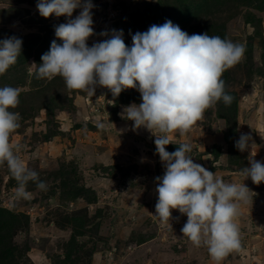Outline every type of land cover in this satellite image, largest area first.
<instances>
[{
	"label": "rangeland",
	"instance_id": "374dc122",
	"mask_svg": "<svg viewBox=\"0 0 264 264\" xmlns=\"http://www.w3.org/2000/svg\"><path fill=\"white\" fill-rule=\"evenodd\" d=\"M160 1L163 0H91L94 35L88 38V45L109 39L115 30L122 31L126 45L131 47L132 34L145 32L151 26L150 17L136 23L132 16L135 12L152 14L158 3L169 8L178 4V0ZM260 1L264 0H208L187 27L181 29L192 35L196 26L221 22L225 26V39L245 47L251 43L253 68L264 67L260 44L264 42V8L257 6ZM37 2L0 0V28L21 34L43 33L46 28L40 26V21L55 28L75 19L82 10L78 7L71 17L44 18L36 8ZM249 12L260 18L257 27L244 19ZM4 13L13 17L7 19ZM102 32L108 35L101 36ZM35 63L33 58L26 63L29 73L35 70ZM240 63L230 68L229 86L238 96L236 132L230 143L225 140V121L213 113H205L204 119L185 136L172 132L168 138L175 145L189 143L194 163L215 172L225 182H242L254 193H250L252 201L240 206L237 223L242 250L230 253L221 264H264V183L253 184L239 170L249 167L250 160L264 164V69L248 74L245 54ZM67 91V88L62 91L71 102L66 109H56L52 118L43 109H37L32 117L20 119V128L10 137L11 143L21 145L17 155L39 174L47 190L29 182L27 191L31 198L15 200L17 181H10L6 165L0 166V207L28 218L26 228L12 236V242L24 255L16 264H54L57 256L63 254L64 243L71 233L67 217L83 214L88 217V226L77 237L83 243L79 263L215 264L206 247H194L181 232L186 215L171 210V228L155 216L158 198L155 178L165 171L154 144V135L159 133L143 127L133 130V121L126 116L128 106L141 102L123 103L111 117L109 110L114 100L107 88L97 87L92 97L78 90ZM63 93L58 94L59 98ZM97 122L104 123L105 129H98ZM242 133L251 136L250 146L244 152L235 149ZM179 145L174 148L167 145L166 150L171 153ZM215 147L219 149L217 158L211 152ZM234 153L239 154L235 164L229 161ZM61 170H67L79 185L93 191L95 195L87 191L85 194L96 196L95 201L89 202L84 196L72 201L62 197L55 176Z\"/></svg>",
	"mask_w": 264,
	"mask_h": 264
},
{
	"label": "clouds",
	"instance_id": "9594fccd",
	"mask_svg": "<svg viewBox=\"0 0 264 264\" xmlns=\"http://www.w3.org/2000/svg\"><path fill=\"white\" fill-rule=\"evenodd\" d=\"M78 7L82 10L75 19L55 27L62 44L51 43L41 56L36 77L51 80L59 76L69 90L89 97L97 87L107 88L114 97L125 89L140 93L141 103L128 106L126 116L133 121V130L143 127L159 133L154 135V144L165 171L155 178V216L171 228V210L186 215L183 235L194 247H206L215 264H221L230 253L242 250L237 223L240 206L252 201L250 193H254L242 182H225L194 163L189 143L180 144L171 153L166 146L171 143L170 133L185 136L217 102L231 105L234 98L226 93L222 76L244 59L245 45L208 33L189 35L169 20L132 35L131 47L125 44L122 31L115 30L109 39L89 46L88 38L94 35L91 0H38L36 4L44 18L71 17ZM21 47L22 40L15 36L0 40V75L17 62ZM19 96L18 88H0V166L6 165L17 181L14 199L28 200L29 182L42 191L47 185L17 155L21 145L10 141L20 127L19 112L10 110L18 107ZM96 127L104 130L105 124L97 122ZM250 142L251 136L242 133L235 147L244 152ZM249 165L241 169L244 179L250 178L256 185L264 183V164L250 160Z\"/></svg>",
	"mask_w": 264,
	"mask_h": 264
},
{
	"label": "trees",
	"instance_id": "16d2710c",
	"mask_svg": "<svg viewBox=\"0 0 264 264\" xmlns=\"http://www.w3.org/2000/svg\"><path fill=\"white\" fill-rule=\"evenodd\" d=\"M164 1L165 0L160 2ZM207 2L208 0H178V4L170 8L166 7L165 5L162 6L158 3L155 6L152 14L149 12L146 13V11H144L143 13L135 12L132 16L133 18H135L136 23H143L150 17L151 26L154 24L162 25L166 21L170 20L173 24L178 25L180 28H183L185 26L187 27V24H189L194 19L196 12L201 9ZM257 6L260 9L264 8V1H260V5ZM3 16L8 19L11 18L12 15L6 16V13H4ZM244 19L254 27H257V25L260 24V18L254 17L252 13L250 14V12L244 15ZM40 22L42 23H40V26H44L46 28L45 32L43 33L21 34L10 29H2V27L0 28V40L12 36H15L22 40L21 53L17 59V62L13 66L9 67V69L4 74L0 75V88L11 86L20 90V103L16 109L10 110L19 112L20 117L23 120L32 117L33 113L40 109H43L45 111V114L48 118H52L53 113L56 109L63 110L66 109L64 108L66 105L69 106L71 104V102L67 100L66 95L62 92L63 89L66 90L67 87L61 77L57 76L51 80H48L46 78L38 79L36 77L38 66L42 63L41 56L49 51L51 43L55 40L58 45L62 44V41L55 36V28L50 27L49 25L47 26L46 22L44 21ZM194 27L195 26H192V28ZM195 28L196 31L193 34L208 33V35L210 36H220L222 39H225V26L221 22L216 21L209 24L196 26ZM124 36L123 40L125 44H127ZM262 41L260 44H262L261 49H263L262 56L264 58V42ZM245 48L246 64L244 66L248 74L252 75L254 71H257L258 73L263 72L262 70L264 69V67L257 66L256 68H253L254 65L253 63H251L253 59L252 44L248 43ZM31 58L35 60L36 68L32 73H29L26 69V63ZM222 79L225 81L226 93L231 95L234 99L230 106H225V104L221 100L217 102L214 107L206 110L205 113L207 115L213 113L225 121V140L230 143L231 135H234L236 132L238 96L237 92L232 91L229 86V82L232 80L230 69L224 72ZM58 84L60 85L57 89ZM67 90V92L76 91L69 90L68 88ZM59 93H63L64 96L62 98H59ZM110 94L114 100L113 105L109 110V114L111 117L115 116L116 112H118L117 109L119 105L127 103L129 101L141 102L140 93L135 89H125L116 97H114L111 92ZM177 145L171 142L168 146L170 148H174ZM232 151L233 150L230 149V152ZM211 152L214 153L215 158H217V156L219 155V149L216 147ZM229 161L233 164H235V162L238 163L239 154H231L229 156ZM55 176L59 181L58 187H60V194L62 197L65 196L72 201L78 197L84 196L85 198L87 197L86 200L89 202L91 199H93L92 201H95L94 199L96 198V196L91 197L94 192H90L89 189H87L84 185H79L76 180L71 177L70 173L67 170L58 171L57 173H55ZM10 178V181L15 180L12 175ZM86 191L92 195L88 197V194H85L87 193ZM27 220V216L22 213H16L4 207H0V264H16L19 258L24 256L20 252L21 250L18 249L16 244L12 242V236L20 229L26 228L25 225L27 224ZM67 222H69V224L71 225V233L69 239L66 241V243H64L63 254L57 256L54 264H82L79 263V261L83 243H79L77 241V237L85 233V229L88 226V217L85 214H83V216H69L67 217Z\"/></svg>",
	"mask_w": 264,
	"mask_h": 264
}]
</instances>
